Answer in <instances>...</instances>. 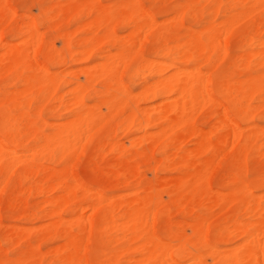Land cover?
Returning a JSON list of instances; mask_svg holds the SVG:
<instances>
[{"label":"bare ground","instance_id":"1","mask_svg":"<svg viewBox=\"0 0 264 264\" xmlns=\"http://www.w3.org/2000/svg\"><path fill=\"white\" fill-rule=\"evenodd\" d=\"M7 1L8 0H0V75L7 76L8 85L13 86L15 83H20L23 88H21L22 90L20 91L16 89H14L15 91L11 90L12 92L9 91L11 93L2 94V97H0V109L2 105L7 106V108L0 110V134L8 143L4 144L0 140V203L1 193L11 180L14 172L19 169V176L16 179V183L19 187L17 190L18 192H15L16 194L11 193L8 196L5 210L9 214L21 210V215L25 218L34 216L26 212V201L29 196L25 195V191L21 189V184L23 180L30 178L34 173L36 174V171L44 172L43 176L45 183H40L38 186L31 185L28 187V190H26L29 194L33 192L39 195L50 194L48 199L45 200L49 207V209L45 211V215L53 221L48 225L44 224L45 226L38 231L43 239L54 236L64 240V244L61 243L63 244L62 246L57 245L58 247L56 248L58 249L54 251L52 249L47 250L49 252L53 251L52 253L56 255V263L86 264L84 246L86 244L87 235L95 225L101 224L109 231L130 234L127 242L137 245L129 250H133L139 254L137 259L134 260V262H136L135 264H182L183 261H188L187 264H208L206 256L209 258L213 257L216 260L221 259V261L218 260L220 262L219 264H264V208L259 199H245V194L247 195L248 192L245 184L239 189V192L244 193L239 200L243 202L245 211L249 214H253L254 221L244 226L242 223L234 220L231 224V228H229V230L232 229V232L238 234L243 240L242 243H238L240 247L236 246V248L239 247L241 250L240 256L236 251H232L231 247L227 248V251H231L225 254L223 252L225 250L220 251L223 252V255H220L213 249L206 235L208 227L207 222H209L211 218L205 219L201 215L196 216L192 223H175V227L177 228V236L175 235L176 239L182 245L191 243L196 249L195 253L184 256L174 252L172 246L167 244L168 242L165 243L163 237L159 236L153 229L157 211L162 203L160 197L161 193L157 188L160 186L158 183H162V181L159 182V180H156L157 177L154 174V179L156 180L155 184L144 186L143 189L132 198L121 200L122 197H120L118 201V198L115 197L116 195L110 200L108 198V209L103 211L102 214L96 218V223H94L91 218L92 215L89 217V214L88 216L84 214L89 210L91 211L90 213L95 215L99 211L100 205L103 203L105 204V201L101 203V194H92L93 196L88 200L84 197L81 201H77V191L80 187L75 181L69 183L66 180L64 176L66 168H64V171H55L56 169H49L36 163L43 160L51 162L55 159L62 161L65 156L71 154L73 156L71 157L75 158L74 155L77 156L79 154L83 146L90 141L93 133L101 131L104 117L102 118L101 112L99 114V106L89 107L86 104V99L90 98L89 94L91 89L96 83H100L101 98L105 97L100 100V103H106L105 105L109 109L108 112L112 111L113 114L116 108H121L122 110L128 109L127 115H125L121 121L120 129L130 132L135 128V131L143 133L142 137H132L130 139L132 156L137 160L147 162L148 164L150 161H153V150L163 140L166 141V148L178 146L180 148L183 144L191 143L192 147L184 151L174 160L176 168L179 167L185 172L183 174L185 176L175 181L174 184H172L174 186L173 190L167 193L169 202L172 204L171 209L175 211V213L185 212L183 202L186 200H192L194 202L198 199L202 200L205 198L207 199L206 203H209L207 207L216 206L228 200L229 202L231 200H237L236 194H232V192H230V195L227 194L226 197L223 196L226 195L225 193H220L222 195H219L216 192H212V189L210 190L209 180L213 169L212 167L216 164L215 162H217L220 156H222L221 154L225 152L228 147L230 148L231 145H237L236 142H238L242 136L241 129L244 128L240 129L239 121L230 119L221 108L222 106L214 101L208 91V83L205 79L206 76L204 78V75L208 73L203 75L194 64L200 62H202L201 64H210L214 57L220 60L226 59L228 57L227 43L230 35L234 27L237 26L236 23L238 21L241 23L242 21V19L239 20V16L241 18V16L246 15L247 12H249L247 17L250 13L254 12L264 13V0H234L239 2L238 13L236 12L237 14L228 15L219 25L214 24L213 21L210 22L205 30L208 33L206 36L191 30L190 33L187 34L185 41L182 43L176 41L174 45L168 46V42L166 41H168L169 38L164 35L163 32L157 36L154 35L156 37L155 43L157 46L151 52L149 60H141L139 62L141 65L132 77L135 78V76L141 72H148V75L152 74L151 77H157V80L149 82V77L143 78L141 88L139 89L140 91L138 90L139 92H137L135 96H131L128 89L123 85L120 77V69L126 64H129L130 59H133L131 55L133 52L139 53L145 37L150 34H155L157 23H155L151 16L143 11L137 0L118 2L115 4L116 8L114 11H118L116 13L102 6L99 0H86L80 2L68 0L65 5L52 7L50 12H52L53 15H50L51 17L48 21L40 22V24L54 31L56 33V39L61 41L60 45L62 47L60 49L56 48V41H52L47 44L45 52L43 53V61L51 64H59V68L55 72H50L45 69L36 59L37 54L41 50V36L40 32L38 33L37 31V21L35 19L30 17L22 27L20 26L13 30V33L16 35H26L25 40L22 39V43L20 42L18 45H12L15 43H6L5 40L2 39L1 33L3 28L15 14L8 7ZM190 1V4H192L199 0ZM206 1H209V4H211L210 9H212L215 14L220 11L221 3L218 2L219 0ZM62 3L64 4V2ZM151 3H154V1L151 0ZM155 8L157 7L155 6ZM79 12H83L84 18L86 19L85 23L76 28V30H71L72 32H70V30L59 32L62 22L75 16ZM184 15L187 16L190 24L198 25L200 23V17H198V15L194 13V10L186 4L171 9L169 11V16L171 17L168 20L165 19V23H168L169 29L173 31L180 30L183 27ZM240 23L238 24L239 27ZM116 26H120L124 30L130 29L126 38L123 37V39H119L116 36ZM262 28L264 29V24ZM249 29L251 30V28ZM259 31L261 30H259L258 27L252 29V37L257 38V36H259L258 34H260ZM76 32L87 34L89 38L78 40L77 46L79 49L75 51L73 36ZM261 32L264 37V30ZM263 41H258L260 47L264 45ZM111 49L116 51L115 54H113L114 52L110 53ZM96 54L104 58V62L95 63V65H91L92 68H90V66L87 67L89 69L85 68L84 72H82V70L81 72L84 73L83 81H80V76L75 78V73L66 72L68 71L65 67L67 61L81 60L83 57H92ZM257 55L258 57L261 56V61H259L258 64H264V51L252 54L246 53L239 57L238 64H251V59L255 58ZM159 58L164 59L160 61ZM216 64L218 63L214 65ZM245 67H247V65ZM21 68L27 70L26 75H23L19 71ZM167 69H173V73L164 77V72L167 71ZM62 83L67 85V92L71 95V98L68 100H64L60 97V94L58 97V92ZM215 90L218 94H223L232 104L233 111L239 116L244 117L245 120L250 112L249 103L254 100L257 95H261L263 97L262 101L264 102V79L261 76L253 78L246 75L244 81L238 82L237 86L232 88L229 84L219 81L215 84ZM31 91L36 93L39 100H44V103L50 99L57 103L56 106L53 105L45 111L46 115L53 117L57 108L68 111L69 117L66 122L48 124L46 121H43L44 125H47L49 128V132L43 134L36 123L43 120L42 113L46 108L42 109L38 106V110L32 117L28 112L20 111L23 108L30 107L33 100L22 101L21 98ZM235 94H241L245 100V105H237V103L234 102ZM158 99L161 100V104L159 106L157 104L155 108H152L150 105V109H138L139 106L137 107L135 105L137 101L149 103ZM206 106H212L216 110L215 115L217 116V121H224V123H222L223 125L221 124L222 126L220 129L216 127L215 129L213 128L214 130L212 132L206 131V133H204L205 131L194 124V118L200 110ZM72 107L74 108L71 109ZM75 107L78 108L76 112ZM103 115L106 116V114ZM106 118H108V115ZM263 128L264 126L262 129ZM147 130H149V132ZM116 131L118 130L115 129L114 132L116 133ZM249 132V135L243 139L244 145H237V154L241 158L245 156L243 154L246 142L251 140L253 135H258V133L255 131L253 132V130ZM209 133L212 135V138H209ZM25 140L31 141L29 147L25 146ZM228 143H230V146ZM7 145H10L11 148H7ZM119 145L118 143L109 144L110 149L113 151L122 152L126 148L124 146L125 144L123 145L125 148L122 146L124 149ZM225 145L227 149L224 148ZM138 148H141L142 151H138ZM203 156H205L204 160H202ZM216 158L218 159L216 160ZM75 159L71 162L74 163ZM71 162L68 163L70 167H67L68 176L70 172L72 174V171L69 169L71 168ZM158 163L160 162L158 161ZM162 164L161 167H167L169 165H166V162ZM161 167L159 166L160 170ZM118 168L119 170L116 172L115 177L124 179L125 181L135 177L138 172L136 166H129L125 161L119 162ZM153 168L159 170V168H155V164L152 169ZM90 169L93 170V168ZM154 169L151 172H155ZM230 174L231 173L227 176L229 177ZM175 177L180 178L179 176ZM71 179H74L73 176ZM163 180H166V178H163ZM230 181L233 182V179ZM165 183L169 185L168 183H172V181H165ZM89 191V189H86L84 193H89ZM229 202H226L225 208H227L229 204H232ZM69 203H73L72 213L70 212L72 214L71 217H73L71 221L80 228L81 232H87V235H81L83 238H80L81 236L79 237L63 225L60 211ZM111 207H115L119 212L117 216L112 215ZM74 212H77V214L75 215ZM187 212L193 214L192 209H188ZM14 219L16 220V218ZM183 226L189 228L191 232L190 236H188L187 233L182 234L181 229ZM18 227L13 226L8 232H0V264H25L27 262L41 264L38 260L42 253L40 252L39 254L40 250L34 249L36 248L35 246L32 248L28 242H26L25 245L26 251L22 252L20 256L11 259L7 255L8 246H21L23 242L29 239V233ZM233 248H235V246ZM122 251L123 253L127 252V250ZM111 259L114 260L115 255H113ZM212 262H215V260Z\"/></svg>","mask_w":264,"mask_h":264},{"label":"rangeland","instance_id":"2","mask_svg":"<svg viewBox=\"0 0 264 264\" xmlns=\"http://www.w3.org/2000/svg\"><path fill=\"white\" fill-rule=\"evenodd\" d=\"M75 1L80 2V1H86V0H75ZM99 1L102 6L108 8L113 13H116L118 11H114L116 8L115 4H117L120 1H128V0H99ZM137 1L140 7L143 9V11H145L149 16H151L154 19L155 23L156 22L157 23H156V28H155V34L153 35L150 34L147 37H145L139 53L133 52L131 54L133 59H130L129 64H126L123 68H121L122 71L120 69V77L122 79L123 85L128 89L131 96L137 95V92L140 91L139 89L141 88V83H142L143 78L149 77L148 78L149 82L150 81L152 82L153 80H157V77H154V76L151 77L152 74L148 75V72H141L138 75H136L135 78L132 77V75L139 69L141 65L139 62L141 60L150 59L151 52L157 46V44L155 43V39H156L155 36L163 32V34L169 38L168 41H166L168 42L167 43L168 46L174 45L176 41L179 43H182L183 41H185L187 34H189L191 30L193 32L201 33L203 34V36H206L208 33L205 30L210 22L213 21L214 24L219 25L221 21L225 20V18L228 15L237 14L238 13L237 11L239 10L238 9L239 2H236L234 0H219L218 2L221 3V9H220L221 12L219 11L217 12V14H215L213 10L210 9L211 4H209V1H206V0H199L198 2H194L192 4H190L191 3L190 0H153L154 3H151V0H137ZM62 2H64V4ZM67 2L68 0H8L7 1L8 7L15 14H14V17L11 20H9L7 24L5 25V27L3 28L2 33H1L2 39L5 40L6 43H11V44L15 43L12 45H16V44L18 45L20 44V42L22 43L23 42L22 39L25 40L26 35H16L13 33V30L20 26L22 27L27 22V19H29L30 17L32 19H35L37 21V24H36L37 31L38 33L40 32V36H41V50L37 54L36 59L40 63L41 66H43L45 69L49 70L50 72L57 71L59 68V64H51V63H46L45 61H43V53L45 52V48L47 44L51 43L52 41H56V48L60 49L62 47L60 45L61 41L56 39V33L54 31L49 30L47 26L41 25L40 22H45L50 19L51 17L50 15H53V13L50 12V9L52 7H55L57 5L60 7L61 5H65ZM183 4L188 5L191 9L194 10V13L198 15V17H200V23L198 25L190 24L187 19V16L184 15L185 18H183V27L180 30L173 31L169 29V24L165 23L166 22L165 19L168 20L171 17L169 16V11L171 9L182 6ZM155 6L157 8H155ZM248 13L249 12H247L246 15H243L244 17L241 16L240 18L239 16V20L242 19V21L241 23L238 21L240 23V27L238 25L239 23L238 22L236 23L237 26L235 25L236 27H234L232 34L230 35V38L227 43L228 57L226 59H223L224 61L214 57L210 64H201L202 62L194 64V66L203 75L208 73L207 75H204V78L206 76L205 79L207 80V83H208V91L210 95L213 97L214 101L218 102L222 106L220 107L225 111V113L230 119H235L239 121L240 129L244 128V129H241L242 136L238 140V142H236L237 145L238 146L244 145L243 139L247 135H249L250 133L249 131L253 130V132L255 131L258 133V135H253L251 137V140L246 142L245 151L243 154L245 156H242L241 158L237 154L238 146L231 145L232 146L231 147L230 143H228L230 148L228 147L227 149L226 147L227 144L224 146V148L227 149L228 151L226 150L227 151V152L225 151L226 153L223 152L224 155L221 152L222 156H220V158L218 156L219 159L216 158V160L217 159L218 160L217 162H215L216 163L215 165L213 164L214 167H212L213 169L211 171L210 180H209L210 190L212 189V192L214 193L216 192L219 195H222L220 193H225L226 195H223L225 197L227 196V194L230 195L231 194L230 192H232V194L235 193L237 200L235 201L231 200L230 202L232 204H229L227 208H225L227 204L226 202H229V200L226 201L225 203H221L216 206H211L212 208L207 207L209 203H206L207 199L205 198H203L202 200L198 199L194 202L192 200H189V201L186 200L183 202L185 212L175 213V211L171 209L172 204L169 202L167 193L173 190L174 186L172 184H174V182L177 181L178 179H182L185 176L183 175L185 172L179 167L176 168L174 164V160L178 156H180L184 151L191 148L192 147L191 143L183 144L180 146V148L179 146L174 147V148H166L165 147L166 141L163 140L153 150V153H152L153 161H150V163L148 164L147 162H142V161L137 160L136 158L132 156V149L130 148L131 147L130 139L132 137L134 138L142 137L143 133L135 131V128L132 129L130 132L123 131V129H120L121 121L123 120L125 115H127L128 109L122 110L121 108H116L113 114H112V111H110L111 113L108 112L109 109L106 107L105 105L106 103H102V104L100 103V100L105 98V97L101 98V95H102L100 93L101 84L96 83L90 91V94H89L90 98L86 99V104L89 107L99 106V110H98L99 114L101 112L102 118L104 117L101 131L97 133L95 132L93 133V136L90 138V141H88L83 146L79 154L77 152L78 155L77 156L74 155L76 159L72 158L73 156L71 154V155L65 156L64 160L62 161L55 159L54 161H51V162H47L44 160L41 162H36L37 164H41V166L43 167H47L49 169L51 168L56 169L55 171L57 170L64 171L65 170L64 168H66V171H65L66 173L64 175L66 180L69 183H72L73 181H75L76 184L80 187V189L77 191V201H81L82 198L84 197L88 200L96 193L101 194L102 196L101 203L105 201V204L103 203L102 205H100L99 211L95 215L90 213L91 211L89 210L88 212L87 211L85 212L86 214H84L85 216L86 215L88 216L89 214V217H91L92 215L91 218L94 223H96L95 221L97 220L96 218L100 216V214H102L103 211L108 209L107 208L108 206L107 204L109 203V201L107 202L108 198L110 200L114 198V196L116 195L115 197L118 198L117 201L120 200V197H122L121 200L130 199L136 193H139L143 189L144 186L153 185L155 184L156 180H159V182L162 181V183L161 182L158 183V185L160 184V186L157 185L158 186L157 188L162 195V196L160 195L162 203L157 211V217L155 219V225L153 226V229L155 230V232H157L159 236L163 237L164 239L163 241L165 243L168 242L167 244L172 246L174 252H177L179 255H184V256L196 252V249L192 246L191 243L182 245L176 239L177 228L175 227V223H178V222H180L181 224L192 223L196 216L201 215L205 219L211 218L210 221L207 222L208 227L206 230V235H207V240L212 245L213 249L216 250L220 255H223L222 254L223 252L225 254L226 252L231 251V250L227 251V248L231 247L232 251L234 252L236 251V253L240 256L241 250L239 248L240 247L239 244L242 243L243 240L240 236H238V234L232 232V229L229 230V228H231V224L233 223L234 220L238 221L239 223H242L244 226L254 221L253 214L247 213L245 211L243 202L239 200L244 194L243 192H239L240 187L242 185L244 186L245 184L246 190L248 191L247 195L245 194L246 200L259 199L262 202L263 208H264V128L262 129V127L264 126V105H263L264 102L262 101L263 97L261 95H257L255 99L252 100L253 102L251 101L249 103L250 112H249V115L246 116V120H245L244 117L239 116L235 111H233L232 104L229 102V100L225 98L223 94L221 95L217 93V91L215 90V84L216 82L222 81V83L229 84L230 87L232 88L234 86H237L238 82L244 81L246 79V75H248L249 77H253V78H256L257 76L258 77L261 76L264 79V64H258L259 61H261V56L258 57L257 55L255 58L251 59V64H238L239 57H241L242 55L246 53L252 54V53H256V52L258 53V52L264 51V45L260 47L259 42H258V41L262 42L264 40V37L261 32L264 30L262 28L264 24V13L254 12V13H250L249 15L251 16L248 15L247 17ZM242 17L244 18V21ZM85 21L86 19L84 18L83 12H79L75 16H72L64 20V22H62L61 24V28L59 29L60 30L59 32L69 31V30L70 32H72L74 31V29L76 30V28L84 24ZM257 27L259 28V30H261L259 31L260 34H258L259 36H257V38L252 37L253 35L251 34V31L252 29H255ZM249 28H251V30ZM129 30H124L120 26L115 27L116 36L119 39H123V37L126 38V36L129 33ZM88 36L89 35L87 34H83L79 32L75 33V35L73 36V39L75 41V49H74L75 51L79 49V47L77 46L78 40L89 38ZM115 52L116 51L114 49L110 50V53L115 54ZM0 54H1V49H0ZM159 59L160 61L161 60L163 61L164 58H159ZM98 62H104V58H101L98 54L92 57L91 56L83 57L81 58V60H75V61L69 60L65 64L66 70H68L66 72L75 73V78H78L80 76L79 77L80 81H83L84 73L82 72L85 71V68L89 66L90 68H92V66ZM167 63H170V62H167ZM215 63H218V64L214 65ZM167 65H171V64H167ZM246 65L247 67H245ZM19 71L23 75L27 74V70L25 68H21ZM172 73H173V69H167V71L164 72V77L169 76ZM126 75H127V78H126ZM212 75H213V78H212ZM21 88L23 87L21 86L20 83H15L13 86L8 85L7 76L2 75L0 77V93H1L0 97H2V94L11 93L12 91H15L14 89L20 91L22 90ZM67 91H68L67 85L65 83H62L61 88L58 92V97L60 94V97H62L64 100L70 99L71 95ZM234 98H235L234 102H236L237 105L239 104L245 105V100L241 96V94H235ZM21 100L22 101L33 100L29 108H23L22 110H20L23 112L25 111L28 112V114L31 117L38 110L39 107H41L42 109L46 108L42 113L43 120L40 122L38 121L36 123L37 127L41 129V132H43V134H46L49 132L48 126L44 125L43 121H46L48 124L54 123V122L57 124H60V123H65L69 117L68 111H63L62 109H59V108L55 110L53 117L46 115L45 111L49 107H52L53 105L56 106L57 103H55L52 99L45 101L44 103V100L38 99L34 91H31L25 94L21 98ZM157 104L159 106L161 104V100L158 99V100L151 101L149 103H143L141 101H137L135 103L137 107L139 106L138 109L140 108L150 109L151 107L155 108L157 107ZM3 108H7V106L2 105L1 109ZM73 108L74 107H72L71 109ZM77 110L78 108L75 107V112ZM103 114H106V116L108 115V118H106V116ZM215 114H216V110L212 106H206L202 110H200V112L195 116L194 124L197 127L201 128L203 131H205L204 133H206V131L212 132L216 127L220 129L224 121L218 122L217 116ZM115 129L118 130L116 131V133L114 132ZM147 131L149 132V130ZM208 135H209V138H212V135H210V133ZM208 135H207V138H208ZM0 140L4 144L7 143L1 134H0ZM117 143L118 145L120 144L119 146H121V148H123L124 146L126 148L124 147L125 149L123 148L124 150L122 149L123 150L122 152L113 151L112 149H110L109 144H117ZM30 145H31V141L25 140V146L29 147ZM7 148H11V146L7 145ZM225 149H222V150H225ZM137 150L140 152L142 151L141 148H138ZM204 157L205 156H203L202 160H204ZM157 158H160V159H157ZM73 159H75L74 163L71 162ZM121 161H125L129 166H136L137 171H138L137 175L127 181H125L124 179L116 178L115 177L116 172H118L119 170L118 163ZM158 161L160 163H158ZM70 162L72 164H71V168L69 169L70 171H72V174L70 172L68 176L67 167H70L68 164ZM163 162H166V165L168 164L169 165L167 167L166 166L161 167V165H163L162 164ZM154 164H155V168H159L160 166L161 170L160 168L159 170H155L153 168L155 172H151L153 170L152 167L154 166ZM90 168H93V170ZM229 173H231L230 176L232 175L233 176L228 177L227 175H229ZM153 174L157 177L156 180L154 179ZM43 175H44V172L36 171V174L35 173L32 174L30 178L23 180L21 184V189L25 191L26 196H29L26 201V205H27V207L25 208L26 212L34 215V216L25 218V217H22L21 210L13 214H9L5 210V206L7 205L6 200L8 196L11 193L16 194L18 192L17 190L19 189L16 183L17 181L16 179L19 176V169H17L14 172L11 180L5 187L4 191L1 193L0 232H3V233L8 232L11 229V227L19 226L18 227L19 229L25 230L27 233H29V239L23 242V245L21 246L20 245H10L7 247V253H8L7 255L9 256V258L14 259L20 256L22 252L26 251L25 245H26V242H28L32 246V248H34L35 246L36 248L34 249L38 251L40 250L39 254L40 252L42 253V255L40 254V257L38 260L41 264H57L56 255L52 252L58 249L56 247L62 246L64 244V240H62L61 238L54 237V236H49L43 239L42 235L38 231L41 228H43V226L48 225L50 222L53 221L51 218L45 215L46 214L45 211L49 209L47 202L45 200L48 199L50 194L39 195L34 192L32 194L31 193L29 194L27 192L29 186L31 185L38 186L40 183H45V179ZM66 175L68 178L66 177ZM72 176L74 178L73 180L71 179ZM162 176L164 179L166 178V180H163ZM175 176H179L180 178H176ZM168 177H171V178H168ZM231 178L233 179V182L230 181L232 180ZM165 181L166 182L172 181V183H168L169 185H167ZM86 189L90 190L89 193L87 192L84 193V190ZM262 193H263V196H262ZM163 201H164V204H163ZM72 206H73V203H69L60 211V217L63 221L64 227L68 228L69 230H71V232L77 234L79 237L83 234L87 235V232H81L80 228L74 222L71 221L73 219V217H71L72 208H73ZM223 206L225 209L223 208ZM190 208L193 210V214H190L189 212H187L188 209L191 210ZM219 210H223V211H219ZM111 211H112L113 216H117L119 214V212L116 210L115 207H111ZM74 213L75 215L77 214V212H74ZM14 218H16V220ZM181 232L182 234L187 233L188 236L191 235L189 228L184 227V226L181 229ZM129 236L130 234H127V233L124 234L122 232L109 231L107 228H105L101 224L95 225L94 228L87 235V239L85 238L86 236L84 237L86 239V244L84 246L86 264H127V263L135 264L136 262H134V260L137 259V256L139 254L134 252L132 249L131 250L133 252L130 251L129 249L132 247H135L137 244L135 245L129 244V242H127V239ZM80 238H83V237L81 236ZM232 246L233 247L235 246V248H233ZM236 246H239V247L236 248ZM51 249L53 251H50V252L47 251ZM122 250H127L128 253L127 252L123 253ZM222 250H225V251L220 252ZM113 255H115L114 260L111 259ZM206 257L209 258L208 256ZM207 258H206V261L208 264H211V263L219 264L220 263L219 261H221V259L216 260L213 257L209 259ZM213 260H215V262H212ZM187 263L188 261L182 262V264H187ZM25 264H36V263L27 262Z\"/></svg>","mask_w":264,"mask_h":264}]
</instances>
